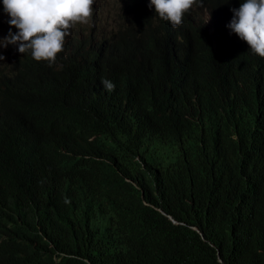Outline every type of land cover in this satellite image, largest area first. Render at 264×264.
I'll use <instances>...</instances> for the list:
<instances>
[{
  "label": "trees",
  "instance_id": "1",
  "mask_svg": "<svg viewBox=\"0 0 264 264\" xmlns=\"http://www.w3.org/2000/svg\"><path fill=\"white\" fill-rule=\"evenodd\" d=\"M231 2L215 36L117 14L59 67L0 63V264H264V58L217 48Z\"/></svg>",
  "mask_w": 264,
  "mask_h": 264
},
{
  "label": "clouds",
  "instance_id": "2",
  "mask_svg": "<svg viewBox=\"0 0 264 264\" xmlns=\"http://www.w3.org/2000/svg\"><path fill=\"white\" fill-rule=\"evenodd\" d=\"M138 1L139 4H130L128 0H116L117 12L99 18L101 11L97 9L96 0H0V63L12 66L10 54L19 52L30 54L35 63L42 61L47 67H59L68 61L72 50L81 52L99 45L89 36L90 31L97 29L103 33L106 28L110 34L117 32L113 27L117 14L130 28L139 20V13L152 15L168 26L178 28L193 10L200 13L195 25L208 27L210 36H215L222 24L212 8L219 0ZM231 1L233 4L239 2ZM230 11L233 16L227 27L234 35L227 37L223 45L217 44V48H227L225 56L236 57L245 50L264 58V0H243L238 9ZM95 13L97 19H94ZM100 19L102 25L94 24ZM2 25L7 28L3 30ZM82 25L86 27L82 29ZM104 35L108 39L112 37ZM101 83L107 91L115 88L107 79Z\"/></svg>",
  "mask_w": 264,
  "mask_h": 264
},
{
  "label": "rangeland",
  "instance_id": "3",
  "mask_svg": "<svg viewBox=\"0 0 264 264\" xmlns=\"http://www.w3.org/2000/svg\"><path fill=\"white\" fill-rule=\"evenodd\" d=\"M97 1V9L101 11V14H99V18L104 15H114L117 10V2L116 0H96ZM2 17H0L1 19ZM94 19L96 18V13L94 14ZM105 26H108V24L105 23ZM86 25H82V29H84ZM0 34L2 32L0 31ZM7 57V53L6 56ZM147 157L150 161H156V162H165V164L168 162V158L172 154V150L170 147H163L160 148L158 151H151V149L144 148Z\"/></svg>",
  "mask_w": 264,
  "mask_h": 264
},
{
  "label": "bare ground",
  "instance_id": "4",
  "mask_svg": "<svg viewBox=\"0 0 264 264\" xmlns=\"http://www.w3.org/2000/svg\"><path fill=\"white\" fill-rule=\"evenodd\" d=\"M142 16V15H141ZM145 20V19H144ZM139 22V21H138ZM140 28V27H139ZM139 30V29H138ZM174 35V34H173ZM173 38L175 39V37L173 36ZM107 42H108V40H107ZM112 42V41H111ZM114 42V41H113ZM173 42V41H172ZM120 51V50H119ZM173 55V54H172ZM101 60V59H100ZM99 61V60H98ZM39 63V62H38ZM36 66H38L37 64L35 65V69H36ZM103 66V65H102ZM38 68V67H37ZM42 68V67H41ZM185 69V68H184ZM51 70V69H50ZM61 71V70H60ZM178 71V70H177ZM49 73H51V72H49ZM117 76V75H116ZM118 78V77H117ZM191 78V77H190ZM119 80V79H118ZM115 81V80H114ZM114 84V83H113ZM53 85V84H52ZM52 88H53V86H52ZM117 89H118V87H117ZM56 90H57V88H56ZM55 92V91H54ZM133 92H135V91H133ZM135 94V93H134ZM139 96V95H138ZM137 96V97H138ZM134 97V96H133ZM132 99V98H131ZM136 100V99H135ZM134 101V100H133ZM137 101V100H136ZM34 102V101H33ZM130 103V102H129ZM133 103V102H132ZM135 104V103H134ZM27 107V106H26ZM31 107V106H30ZM33 107H35V106H33ZM32 107V108H33ZM29 108V107H28ZM48 108V107H47ZM175 108H176V106H175ZM35 109V108H34ZM10 110V109H9ZM30 110V109H29ZM33 110V109H32ZM176 110V109H175ZM6 111V110H5ZM34 111V110H33ZM136 111V110H135ZM176 112V111H175ZM3 114V113H2ZM10 114V113H9ZM67 114H68V112H67ZM69 116V115H68ZM74 118V117H73ZM72 119V118H71ZM75 119V118H74ZM25 122V121H24ZM24 128V127H23ZM81 128V127H80ZM22 130V129H21ZM27 132V131H26ZM30 135V134H29ZM34 136V135H33ZM30 140V139H29ZM29 144V143H28ZM39 145V144H38ZM79 145V144H78ZM25 150V149H24ZM28 150V149H27ZM26 150V151H27ZM29 151V150H28ZM20 154V153H19ZM22 154V153H21ZM40 154H41V152H40ZM26 156V155H25ZM24 156V157H25ZM31 156V155H30ZM30 156H29V159H30ZM36 156V155H35ZM41 156V155H40ZM22 157V156H21ZM40 158V157H39ZM22 159H24V158H22ZM28 159V160H29ZM37 161V160H36ZM38 161H40V160H38ZM26 162V161H25ZM37 164V163H36ZM41 165V164H40ZM31 166V165H30ZM37 166V165H36ZM47 166V165H46ZM49 166V165H48ZM33 167V166H32ZM32 167H31V169H32ZM45 167V166H44ZM39 168H41L40 166H39ZM42 169V168H41ZM46 169V168H45ZM33 170V169H32ZM37 170V169H36ZM43 171V170H42ZM46 171V170H45ZM36 173V172H35ZM39 173V172H38ZM37 173V174H38ZM43 173V172H42ZM41 173V174H42ZM52 173V172H51ZM34 174V173H33ZM70 174H71V172H70ZM32 176V175H31ZM38 176V175H37ZM52 176V175H51ZM69 176H71V175H69ZM76 176V175H75ZM44 177H45V175H44ZM54 177V176H53ZM78 177H80V176H78ZM34 178V177H33ZM37 178V177H36ZM35 178V179H36ZM47 178V177H46ZM51 178V177H50ZM68 178V177H67ZM40 179V178H39ZM53 179V178H52ZM51 179V180H52ZM78 179V178H77ZM34 180V179H33ZM44 180V179H43ZM55 181V180H54ZM37 182H38V180H37ZM34 183V182H33ZM53 183V182H52ZM55 186V185H54ZM36 187V186H35ZM55 188V187H54ZM57 188V187H56ZM54 192V191H53ZM57 197V196H56ZM42 208V207H41ZM42 210V209H41ZM24 233V232H23Z\"/></svg>",
  "mask_w": 264,
  "mask_h": 264
}]
</instances>
